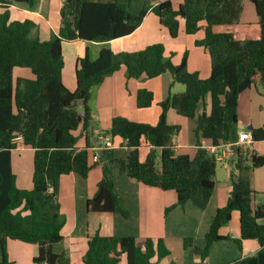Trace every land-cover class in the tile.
I'll list each match as a JSON object with an SVG mask.
<instances>
[{"label":"trees","instance_id":"obj_1","mask_svg":"<svg viewBox=\"0 0 264 264\" xmlns=\"http://www.w3.org/2000/svg\"><path fill=\"white\" fill-rule=\"evenodd\" d=\"M258 17L259 38H240L234 32L215 30L216 26L239 23L242 0H183L175 8L172 0H146L139 13L130 11V0H64L57 32L42 40L32 37L36 23L31 19L10 20V3L34 0H0V264H13L7 252L8 240L36 244V264H75L69 250L60 247L64 236L65 216L57 201L60 178L76 173L86 178L100 164L102 177L95 193L87 199L90 213L130 215L115 189L114 166L129 178L163 190H174L176 205L192 202L205 209L215 191L217 158L198 142L194 157L176 154L175 137L180 126L170 124L167 112L196 118L197 137L210 139L215 146L237 144L231 175L233 190L227 203L212 218L206 243L194 251L202 259L211 245L224 237L221 226L229 223L232 212H240L241 245L245 239H256L261 249L257 254L233 261L232 264H264V203L253 206L255 193L251 186V170L264 165V154L249 151L238 143V105L240 94L255 83L264 86V0H250ZM155 13L171 35L179 33L184 19L187 34L203 29L196 41L211 57V73L201 78L187 68V53L179 64L164 56L163 43H153L137 51L114 52L104 47L95 59L88 47L76 61L77 87L70 90L63 80L65 66L63 43L66 41L104 42L131 34L148 11ZM204 23V24H203ZM15 67L29 68L32 78L13 74ZM122 67L127 76L148 78L170 71L176 82L185 85L180 93H170L160 102L156 124L134 121L126 116L112 118L111 137H121L128 152L121 157L114 149H103L93 160L91 145L92 113L89 105L92 88ZM210 94L211 111L198 114L200 102ZM78 101L82 104L74 106ZM153 92L141 88L137 93L139 108L153 104ZM253 142L264 141V127H249ZM78 132V133H77ZM21 144L34 149L32 188H20L12 167V151ZM86 143L77 144L82 137ZM148 144L142 160L140 148ZM234 151V149H233ZM185 246L193 245L191 238ZM60 248L57 249L56 247ZM169 254L162 239L119 236L98 229L88 236L83 264H153V258Z\"/></svg>","mask_w":264,"mask_h":264},{"label":"crops","instance_id":"obj_2","mask_svg":"<svg viewBox=\"0 0 264 264\" xmlns=\"http://www.w3.org/2000/svg\"><path fill=\"white\" fill-rule=\"evenodd\" d=\"M145 1L130 0V11L134 14L139 13ZM63 2L64 0H34L32 7L24 3H10L8 5L10 20H21L23 17L32 16L31 20L35 22L36 18L41 16V24L43 25L41 30L50 37L52 32H57L59 28ZM172 2L175 8H178L183 0H172ZM155 3L157 0H152V4ZM245 8L247 10L250 6ZM4 9L0 7V13ZM243 15L244 11L241 18ZM241 18L239 23L226 25L228 27L225 30L234 32L240 38H259L258 19L253 22V25H250L251 22H242ZM216 28L217 26L215 30L218 32L225 31L220 26ZM203 35V29L194 34H187L184 19H181L179 33L174 37L169 29L161 24L160 18L150 10L142 23L131 34L100 42L99 46L100 49L107 47L114 52H132L143 49L150 44L161 42L165 46L164 56L166 59H171L173 63L179 64L184 54L187 53L188 70L198 72L201 78H208L211 73L210 54L204 47L196 44V41L203 38ZM93 42L97 41L81 42L76 40L63 43L65 60L63 80L70 90H75L77 87V57L83 53L86 46L89 49ZM90 56L92 58L91 54ZM69 57L73 66L71 65L70 69H67ZM22 77L32 78L33 75ZM141 88L153 92L154 101L150 107L139 108L137 105V93ZM184 90L185 85L176 82L170 71L153 78H148L145 74L139 78H130L127 76L126 68L122 67L106 77L91 90L89 101L92 113L91 140L93 144L91 149L102 144L108 137L115 145L112 149L116 150L119 156L125 157L128 149L123 139L107 134L111 127L112 118L126 116L134 121L156 124L161 112L160 102L165 100L170 93H180ZM203 111H206L207 114L211 111L210 94H207L204 100L200 102L198 114ZM167 120L170 124L181 127L175 137L174 150L176 154H188L190 157H194L200 141L202 147L210 153L224 155L226 150L224 145L215 146L210 139L197 137L195 133L196 118L186 117L170 108L167 112ZM242 126H245L246 129H243ZM250 126L264 127V86L260 83L253 84L239 96L238 133L240 130L250 131ZM85 143L86 139L83 136L77 146L83 147ZM239 144L245 145L240 140ZM246 146L249 151L264 154V141H256L250 146ZM26 150L31 152L33 159L34 149L25 148L20 142V146L12 151V167L16 174L17 185L20 188L30 189L33 186V164L27 169L28 161L27 163L22 162V155ZM148 151V144L140 148L142 160ZM16 155L20 158V163H17V172L15 170ZM222 163L228 171L221 179L219 172L216 171L215 191L205 209L198 208L192 202L176 205L178 200L176 191L163 190L137 182L121 173L118 166H114L115 189L122 206L130 213L128 217L120 213H90L88 211L87 199L95 193L97 184L102 177L100 164L94 166L86 178H82L74 172L62 175L57 201L66 220L61 231L64 240L60 247L69 250L73 263L83 264L82 258L88 248V236L100 229L104 233L134 236L138 241H144L146 238L162 239L169 249V254L160 259L155 256L153 264H232L237 259L257 254L261 245L256 239H245L241 245L236 241L240 237V212L238 210L232 212L229 223L220 227L219 234L224 238L211 245L206 258L202 259L194 251L195 246L201 248L205 246L206 233L209 231L212 218L217 209L227 203L233 190L232 167L229 161L227 165L226 156H224ZM26 173L29 176H26ZM250 181L255 191L253 206L257 207L264 203V165L251 170ZM186 238H191L193 245L185 246ZM37 251L38 246L36 244L12 239L7 242V252L13 264H36L33 258ZM123 264H126V260L123 261Z\"/></svg>","mask_w":264,"mask_h":264},{"label":"rangeland","instance_id":"obj_3","mask_svg":"<svg viewBox=\"0 0 264 264\" xmlns=\"http://www.w3.org/2000/svg\"><path fill=\"white\" fill-rule=\"evenodd\" d=\"M242 1H243V10H242V12L244 11V15L241 18V20H242V22H249V23L251 22L250 25H253L254 24L253 22H255L258 19L257 18L256 11H255V6H254V4L250 0H242ZM246 6H250V8H248L246 10V8H245ZM241 15H242V13H241ZM26 18L32 19L33 17L32 16L31 17L28 16ZM26 18L23 17L24 20ZM23 19H21V20H23ZM36 19H37L35 21L36 26L32 29L30 35L32 37H38L39 39H42V40L48 39L49 36L48 35H45V33L43 32V30H41V29H43V27H41V26H43L41 24V16L40 17L38 16ZM220 27L223 28L222 30H225L226 27H228V26H220ZM217 28H218V26H217ZM99 43L100 42H93L92 44H90L89 52L92 55V59L94 57H97L98 56V52H99V49H100ZM70 62H71V58L69 57V59H68V68L67 69H70L71 65L73 66V64H71ZM13 74H14L15 77L16 76H32L33 75L32 72H31V70L29 68H21V67H15L14 70H13ZM25 148H31V147L25 146ZM27 151L28 150H26L23 153V155H22V159H23L22 162L27 163V161H28V166H26V168L29 169L31 167V165L33 164V159L31 157V152H27ZM15 157L17 159L16 160V166H15V170H16L17 163L18 162L20 163V158H18L17 155ZM17 170H16V172H17ZM216 171L219 172V178L221 179L223 176L226 175V172L228 171V169L223 165L222 162H217V170ZM27 175L29 176V174L26 173V176ZM19 184L22 186L21 182H19ZM56 248L59 249V246H57Z\"/></svg>","mask_w":264,"mask_h":264},{"label":"built area","instance_id":"obj_4","mask_svg":"<svg viewBox=\"0 0 264 264\" xmlns=\"http://www.w3.org/2000/svg\"><path fill=\"white\" fill-rule=\"evenodd\" d=\"M239 137H238V143L239 140L244 143L245 145L250 146L253 143V137L250 131H246V130H240L238 133ZM14 140L16 142H21L22 141V137L20 135L16 136L14 138ZM115 145L114 143L111 141L110 138H105L104 142L102 144H98L97 146H95L92 150L94 152L93 154V160L97 161L100 157V152L103 149H111L113 148ZM225 146V151H224V155H219L216 154V158L218 160V162H222L224 160V156H226V162L228 165V161H229V156H231L232 152H233V145L232 144H226Z\"/></svg>","mask_w":264,"mask_h":264},{"label":"water","instance_id":"obj_5","mask_svg":"<svg viewBox=\"0 0 264 264\" xmlns=\"http://www.w3.org/2000/svg\"><path fill=\"white\" fill-rule=\"evenodd\" d=\"M80 104H82V101H78L74 106H78ZM242 128L243 129H246L245 126H242ZM233 149H234V151L232 152V154H231V156L229 158V163H230L231 167H233V163H234L235 156L239 153V149H238L237 144H234L233 145Z\"/></svg>","mask_w":264,"mask_h":264}]
</instances>
